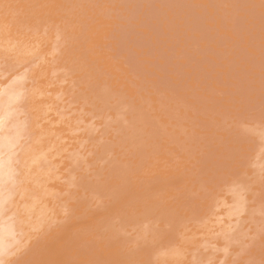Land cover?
Here are the masks:
<instances>
[{"label": "rangeland", "instance_id": "obj_1", "mask_svg": "<svg viewBox=\"0 0 264 264\" xmlns=\"http://www.w3.org/2000/svg\"><path fill=\"white\" fill-rule=\"evenodd\" d=\"M25 1H27V3ZM25 1L0 0V5H2L1 2H3L2 7L0 6V13H1L0 18L2 17V19H0V25L4 24L2 25V27H0V31L2 28L7 26L6 28L3 29V32L7 29L5 32V36L12 34L10 35L11 37L9 36L8 38H4L5 36L0 35L1 38L3 37V40L0 39L2 42L0 43V48L2 47L1 51L2 50L4 51L3 52L4 54L0 52L1 54L0 69L11 70V68H15L14 70H18L21 69L22 67L23 69L20 71L26 72L28 76L29 75L31 76L33 73L32 70L36 69L34 70V73L36 72V74L33 73L34 76H31L32 78L28 77L26 81V83L28 81L30 82L29 83L30 85L28 84L29 86H27V91L29 96L28 104L32 103L31 105L33 106L34 111L30 106L29 108L31 110H29L28 107L27 110L31 112L30 113L31 117L35 116L36 114L38 115L41 111L40 110L41 106L40 107L37 106L35 97L39 98L41 96L40 99L42 102H43L42 98L44 99L45 102L49 98L50 101L49 100L48 101L50 103L49 105L47 103L46 104L49 107L51 106L50 110L46 109L48 108V106L45 105L44 102L41 103L42 105L43 104L45 105L44 110L46 109L48 111V114L52 112L53 113L52 115H48L46 114L47 111H44L46 115L43 116L44 117L48 116L47 119H45L44 121L49 119L50 121H52L51 123H53V126L56 125L53 127V130L54 131L56 130V133L53 130L52 131L49 130L50 127L52 128V124L47 126L49 120L46 121L45 124L44 121L42 123V121L40 120L42 116L40 114L42 113H40L38 117H36L37 115L33 117L35 121L40 120L39 121L40 123L36 125L39 128L36 127V129L38 130H36L37 132L36 133L37 135H35L36 140L33 142V144H37L35 145V147L38 148L39 150L42 149L43 152H45L44 154L48 153L45 156H47V160L49 161L47 164H49V166L51 167L48 166L47 169L48 172L46 170L45 172L43 171L45 167L43 165L40 168L42 170L38 169L33 171V169L38 165L32 164L33 166L35 165V167L33 168L31 166L33 172H30L27 169V171H29L30 174L28 173L29 174L28 176L25 174V177L29 178V176L31 175L29 179L32 178L33 180L35 177L36 178L39 177V179H41V177L44 178L48 177V179L51 180L50 182L54 183L55 181L54 175L52 181V179L49 178V173H51V170L52 172L56 170L57 173L61 170L60 174L59 173L57 174L56 172L54 174L55 177L59 176L62 179L57 177L60 183L57 180L56 181L58 183L56 181L55 182L60 186L56 184L57 187L54 186V190H51L53 188L52 187L53 185L49 186V188L47 189L46 185L43 184L45 181L47 183V180L44 181V179L40 180L43 181V183L41 182L42 186L41 184H39V186H36L34 185V182H33L34 185L33 186L30 183L32 185L30 187L32 188L28 187V184H26V182L29 183L32 181L27 180L25 182L24 186L26 187L25 188L26 196L24 198H28V199L26 200L24 199V200L29 201V203H33L36 207L38 206L39 208L41 207L42 208L41 210L39 208L38 210H36V207L34 206L35 207L34 211H37L39 216L35 214L36 212L34 211H32L34 212L33 214L31 212V215L30 214L27 215L26 212H24L25 213L24 214L21 208H19L21 210L20 214L22 216L24 214V217L27 215L26 216L27 218L25 217V219L27 221L28 219H30L29 221L32 220L31 222L34 223L32 224L30 222V225L29 224L26 225L27 223H29V221L27 222L23 218L24 219L23 221H25L26 223L23 222L22 227H24L25 225L28 227L26 228L27 231L24 230V237L28 233H29L28 235H30V232L31 235L32 234L37 235L38 233L37 236L35 237L30 236V237L32 241L34 240V238L36 240V237H38V241H40L41 239L48 237L47 235L49 233H47V235L44 234H46V232H49L48 228L50 229L52 224H53L52 227H54L56 224V229L58 228V231L60 230L62 231L63 227L66 228L65 225L71 221H72L71 225H69V223L67 225L69 228L72 227L71 230L73 231V226H72L73 223H74L73 225L80 224L82 221H84V219H87L86 217H88L90 213L93 214L95 213L94 211L98 210L96 213L99 212L97 215L98 217L99 215H101V217H99L100 219L102 218L101 220H99L96 214L89 216L93 218L94 222L96 220V223H98L99 225L95 224L92 221V218L88 217L89 221L85 220L81 225L83 226L84 223L88 225V223L90 224L91 221L93 224H90V226L85 225L86 228L83 227L84 229L80 225L81 227L80 226L79 227L83 229V232H81L82 229L78 228L77 230L78 226H76V228L74 229V231L77 230V232H75L76 234H74V231L72 233L69 232L71 230L68 231L69 234L76 235V237H74L73 235L74 239L72 237L70 238H72L73 240L77 239L76 240L77 242L75 241L76 243L75 242L72 243L73 240L70 239V241H67L69 242L68 245L73 244V248H75L76 251L79 250L78 252H72V254H70V252L73 250L72 246H67L69 247V252H68L69 254L67 253V256L68 255L72 256L70 257V260L72 262L77 261V256L84 255L83 257L86 256L85 259L83 257L82 260L78 258L79 261L80 260L82 261V262L80 261L81 264L82 263L89 264V262L86 261L89 260L87 256L90 255L91 256V260H89L90 264L92 263L95 264L99 262L98 258H100L99 257L100 255L97 252L101 251L102 255L105 256L102 257V259L108 258L110 262L107 259L106 260L104 259V262L103 260L100 259L99 264H103L105 262L111 264L112 258L114 259L115 256L117 257L118 253L120 254L118 256H120L119 263L121 264L122 263L125 264L127 262H128L127 264H132L130 262H132L133 259H135L133 260L134 262L135 261L138 262V263L133 262V264H142V263L151 264L152 262H153L152 264H158V263L165 264L166 259L168 260L166 261V264L167 263L168 264H174V263L175 264L178 263L179 264H240V263L264 264V139H263L264 0H246V1L244 0L245 2L243 0H234V1L204 0L205 2L203 0H200V2L198 0L197 2L196 0H185V1L184 0H91V2H88V0H81V1L80 0L78 1L77 0L76 1L75 0H42V3L41 0L40 1L25 0ZM45 1L46 3H43ZM92 1L93 4H91ZM259 1L260 3H258ZM4 2L6 4H4ZM58 2L61 3L58 4ZM33 4H35L34 5L35 8H33ZM255 4L257 6H255ZM22 5L27 6L28 10H26L25 9L26 7H23ZM41 6L44 7L39 8ZM52 6L55 8L53 9ZM77 6H79L80 9ZM252 6H255L256 10ZM29 7L33 8L35 11ZM45 7L47 9H45ZM93 7L96 10H94ZM241 8H243V10ZM41 9L42 11H40ZM246 9H250V10H246ZM1 10H3V13L1 12ZM35 14L38 16H36ZM6 18L8 19V21ZM97 18H99L102 21V23L101 21H99L100 22L99 23L98 22L99 19ZM10 21L13 23H11ZM42 21L43 23H41ZM8 22L10 23L8 24ZM14 24H16L17 27L16 26L14 27ZM11 25L13 26V28L17 29L16 30L17 32L15 31V29L11 30L12 28ZM71 25L73 27H71ZM99 26L100 27L102 26V28H100ZM103 27L105 28L107 27L106 29L109 31V33L107 30H104L105 28L103 29ZM8 28H10L9 29L10 31L8 30ZM90 28L95 31L99 30V28L100 30L99 32H95V31H91ZM18 29L20 33H18ZM106 31L108 34L106 33ZM96 33H101L102 38H100L101 37L99 36L100 34L97 36ZM85 34L87 35V37ZM13 35H15V37ZM17 35L20 37H18ZM25 35L28 38L25 37ZM94 35H96L99 38V40L98 38H96L98 42L102 43V40L106 41L103 42L104 44L102 43L103 46L100 43H98L96 40H94V38L96 37ZM16 36L19 42L17 41ZM21 36L23 37V39ZM90 37L93 38V41H91ZM31 39L34 40L31 42L30 41ZM36 39L39 40L35 41ZM45 39L47 41H45ZM72 40L75 43H73ZM42 41H44L45 43ZM13 44H15L16 46L15 45L13 46ZM18 44L21 45L17 46ZM88 45H91V49L89 48L90 46ZM10 46L12 47L10 48ZM22 46H24L25 49H23ZM38 46L41 48L38 49ZM32 47L34 48L32 49ZM92 48L97 51L95 50L93 51ZM130 48L131 50H129ZM20 49L23 50L19 54V51H21ZM6 50L8 51L10 50V51L5 52ZM30 50L33 51V53ZM39 50L40 51L42 50V53L44 54L46 52V55L40 53ZM28 51L30 53L26 54ZM36 51H39L38 55H35V53H37ZM98 51L99 53H97ZM100 52L103 53L101 54ZM11 54H15L16 56L13 55L12 57ZM31 54L34 57L32 56L30 58L29 56H31ZM98 54H100L99 55L100 57L99 56L95 57L96 59L93 58ZM4 55L6 56V58L4 57ZM8 55L9 57L11 56V58L7 59ZM17 55H19L20 58ZM101 55L103 56L106 55L108 58L105 56L106 57L105 59L107 60L104 61L105 59L101 58ZM35 56L38 57V59H36ZM130 56L131 58H129ZM16 58L19 59L16 61ZM45 58L47 62H49L48 64L47 62L45 63L46 61ZM77 58H79L80 61ZM2 59L3 61H1ZM11 59L13 60V63L11 62ZM20 59L22 64L20 62ZM18 62L20 64H18ZM97 62L98 63L100 62L99 63L100 65ZM104 62H106L105 65L108 66L103 68ZM109 62H111L110 64L112 63L114 65L116 64V66L113 68L112 65H109ZM41 63L42 65H40L41 67L39 68V66L37 65ZM22 65L25 66L23 67ZM69 66L70 69L68 68ZM108 67L113 69L114 72L113 76L111 75L112 70L110 69L108 70ZM42 68H44L46 71ZM115 70L118 72L116 73L117 76H115L116 75ZM76 72L77 74L79 73L78 76L75 75ZM46 73L47 75H45ZM82 74L84 75L83 77ZM114 76H115L114 78L115 80L112 79ZM120 76H122L123 78ZM41 77L42 79H40ZM81 77L83 81L80 80ZM100 77L101 80L103 79L102 83ZM1 79L3 80L4 78H0V80ZM43 80L46 81L45 82L46 84H48L47 86L46 84H44L45 87L44 85L43 87H41L42 86L41 82H44ZM111 81L113 82L115 81L114 84H117V86L116 85L114 86L113 82ZM119 81L120 83H118ZM137 81L139 83H137ZM108 83H111L112 85ZM106 84L110 85V87L106 86ZM36 85H38V87L40 86L39 89L42 90H36V88H38ZM85 85L87 86L85 87ZM125 86H127L128 88L125 89ZM53 87H55L56 90ZM98 87H100V89ZM131 88L134 89L133 92H131ZM48 89L53 91H50ZM128 89H130V94L126 93ZM54 90L57 91L58 94L57 93L55 94ZM36 92L39 93L40 95L38 96ZM50 92H54L53 93L54 95L53 94L50 95ZM80 93L82 94V96ZM100 93L102 95H99ZM88 94H90V96ZM32 95H35L33 99L30 98V96ZM130 95H133V97ZM30 99H32V101ZM40 99H37L39 100L37 102H40ZM102 99L104 100L103 102ZM114 103L116 106H114ZM259 103L260 105L261 104L262 105L260 106ZM34 104L36 105V107L39 108L37 109L38 112H36L35 109L36 107H34L35 106ZM262 111L263 113H261ZM42 112H43V107H42ZM33 113L36 114L34 115ZM57 116L58 119H56ZM51 117H53V120H51L52 119ZM54 119L56 121H54ZM153 120L154 122H152ZM61 122H63V124ZM42 124H44L43 127H41ZM45 125L47 127L44 129V133L46 132L45 130L47 129L49 130L47 134H44L41 131V129L44 128ZM64 125L65 127L68 126V128H71V130L70 129L67 130V128L65 129L63 128L64 131L66 130L67 132H70L69 134L64 132L66 133V135H64V133L61 132L62 129L60 128L61 131L59 130L60 132L58 133L61 134L63 133V135H60L61 136L60 137L58 136L59 134H57V130L59 129L58 126L62 127ZM49 133L51 135H53L52 133H55V137L62 138L61 141L59 140L60 142H58L54 140L52 142L51 137L53 136H51ZM130 134L132 135L130 136ZM47 135H50L51 137ZM68 135L71 138V140L69 141L67 140L69 137L66 139V136ZM134 135L136 136L134 137ZM40 136L41 137L44 136V138L42 139H45V137L47 136L48 140L41 139L42 142H40V138H39ZM130 137H133L134 139L131 140L129 139ZM38 138H39V142L37 140ZM137 138L141 142V144L137 140ZM141 138L143 141L141 140ZM55 139L57 140V138ZM50 140L51 142H49ZM44 141H47L44 144H47L49 142V144H47L49 145L48 147L42 144ZM73 141L76 142L75 146L72 145ZM109 142L112 143L113 145L111 144L112 145L111 146ZM125 142H128V144ZM40 143L45 147L40 146ZM50 143L54 146H52ZM114 143L117 146L114 145ZM137 144H139L138 145L139 147H137L138 149L136 148ZM60 145H62V148H60L61 147ZM107 145L109 146V148L110 147L111 148L109 149ZM55 146L57 148L55 149L57 151V153L55 152L56 153L55 155L57 156H52L51 159H49L51 156L50 150L54 155L53 153L54 149L52 148H54ZM66 146L69 148V150L68 148H66ZM83 146L85 148H83ZM104 147H107V149H105ZM60 149L62 151L66 150V152H62L61 154V151H59ZM47 150H49L50 156ZM104 150H106V152ZM131 152L133 157L129 155ZM234 152L235 154H233ZM148 153L149 155H147ZM102 156H105V158H103ZM58 157L62 161V164H60L61 161L59 160ZM123 158H125L123 161L124 163L123 166L124 165L125 166L123 168L126 171V173L120 176L123 177L121 179L120 177L119 178L117 177L121 173H123L122 170L121 173L119 174L116 172V167L114 168V166H117V161L121 162L122 161L121 159ZM110 159H112V161ZM129 159L131 161H128ZM257 159L259 160V162ZM133 161L136 162L133 163ZM52 162L55 163L57 162V163L56 164L54 163L55 165H52L53 164ZM216 162L218 163L216 164ZM113 163L115 164L113 165ZM108 164H110V166ZM119 164H120L119 166H121L120 169H122V165H121L122 163ZM61 166L63 168H61ZM112 166L115 173L110 172V174H108L109 171H112L111 169ZM101 168L103 169V172ZM75 171H77L78 173L77 172L75 173ZM118 171L120 170L118 169ZM38 172H40V174ZM47 173L48 175H46ZM103 173L106 178H109V180L106 179L107 183L106 182L104 183L103 181L105 179L104 175H101ZM116 173H117L116 175L117 177L114 175ZM38 174L40 176H37ZM32 175L35 177L33 178ZM51 176L52 175H50V177ZM102 176L103 178L101 180ZM113 176L116 179L114 178L113 180ZM92 178L94 179L97 178V179L94 180ZM110 180H113L114 182L109 184L111 182ZM116 180L118 184L115 183ZM78 181L80 183H78ZM96 181L101 184H98ZM118 181L119 182L122 181V182L119 183ZM125 181L127 182L125 183ZM133 181L135 182L134 184H137L136 186L133 183L131 184V182ZM81 182L82 183L86 182L87 183L86 187L88 186V184L89 185L91 184L90 185L91 189L90 191H88L89 193L86 192L87 189H85L86 191H84L83 193L84 190L83 188L85 184L83 183L84 184L83 185ZM94 183H97V185H99L97 186L98 188L103 183V187H101L100 190L104 188V191L106 190V192H108V196L105 195L106 193L105 194L102 193L106 197L103 196L101 202H100L101 200L100 198L102 196L100 195L101 192L97 193L96 191L95 192L92 191L94 189L92 184ZM154 183L157 184L158 187L157 185H155L156 186L155 187ZM75 184H77V186ZM160 184H162L161 189H158L160 187L159 186ZM48 185L50 184L48 183ZM78 185H80L81 187L80 186L78 187ZM95 185L96 184H94V186ZM115 185L117 186L118 189L116 188ZM43 186L44 188H42ZM105 187L108 188L105 189ZM33 188L35 189L34 191ZM39 189H40V194L41 193L43 194V195L41 194V197L44 195L45 196L48 195L47 201L45 197H43L44 198L42 199L43 201L40 199L41 197H38L40 195ZM43 189L44 191L47 190L46 194L44 191H42ZM73 190L74 193L71 194ZM128 190H130L132 193ZM137 190L139 192H137ZM118 191L122 192L120 193L121 194L120 196L118 194L119 193ZM51 192H53V194H51V196L49 197L50 195L49 193ZM109 192L113 194L115 192V194H117L118 196L114 194V197L110 199L109 197H111L112 194L109 196L110 194ZM136 192L140 197L138 198L140 200L142 199L141 202H139L140 200H138L137 198L138 195ZM141 192H143L142 195H140ZM123 194L126 195V196L124 195L125 198L130 196L129 198H127L129 200L124 201L125 198L122 197ZM33 195H34L33 197L34 199L32 198ZM78 195H80L81 197ZM226 195L228 197H226ZM248 196L251 197L249 198ZM87 197L88 199L83 201V199H86ZM116 197L118 199H116ZM145 198L149 200L147 201V199ZM76 199L79 200L81 199L82 203ZM106 199L108 201L107 205H106L107 201H105ZM114 199L117 200V202H120L121 201L120 199H124V200L121 201L123 203L121 204L120 207L115 206L116 207L115 209L118 210V213L114 212L115 216L114 213L111 212L110 215L108 214L109 212L107 213V215L104 214L105 217L109 220V222H112V224L108 222L110 224L109 225L107 224L104 215H102L103 213H101V210L102 212L109 211V209L113 207L114 203L116 205H119L121 203L120 202L119 204H117ZM150 199L152 203L149 202ZM18 200L20 199H17V201ZM132 200L135 201V203L138 204V206ZM111 201L114 203L112 204ZM127 201L128 203L130 202L129 203L130 206L128 205V208H126ZM223 202L225 205L223 204ZM29 203L26 204L28 205ZM40 203L43 205H39ZM76 203L78 204V206L76 205ZM79 203L83 207H85L88 204L87 206L89 207H86L87 209L85 208V211H83L84 208H81V205ZM158 203L160 204V206L158 205ZM47 204L48 207L47 210L45 211L46 208L45 206H47ZM131 204L133 205L134 208L131 206ZM154 204L158 206V209L157 206L155 208ZM70 205L73 208L72 209L73 212L71 210ZM103 206H104V210H103ZM153 206L157 212L159 211L158 213H155L156 211H151L153 209ZM16 207L17 208L20 207V204L17 203ZM50 208L52 212L49 211ZM90 208L93 209L91 210ZM137 208H139L140 210H138ZM58 209L60 211H58ZM75 209H77L76 212H78L79 216H77L78 214L74 212ZM111 209L113 210V208ZM121 209L122 211H120ZM87 210H89V212ZM168 210L170 211L168 212ZM223 210H224V214H222L223 212H221ZM81 211L85 213L83 218L80 216L83 213ZM86 211L88 213L87 215H86ZM161 212H163L165 215L166 213L167 214L170 213L169 214L170 216L169 215L163 216L164 214L162 213L163 214L162 215ZM70 213L72 214V216ZM69 214L71 218L68 220V218L66 217H68ZM160 214L162 217H160ZM32 215H35V217ZM148 215H150L151 217ZM29 216H32L34 218L32 219ZM36 216H38L37 217V219L39 218L38 220L35 219ZM109 216L110 217L114 216L113 220ZM168 216L170 218H168ZM225 216H227L225 220L228 219L229 220L228 222L227 221L225 222L224 220ZM44 217L47 219H51L50 221H52V224L50 223L49 220H46ZM72 217H75L73 218L74 220H72ZM163 219L169 222L166 223L164 221L162 223L161 221ZM33 220L36 221L33 222ZM42 220L44 225L47 224L49 226V227L43 226L44 228H46L47 231H45V229L42 228V224H41ZM156 220L158 221L160 220V221L157 222ZM46 221L49 222L46 223ZM64 221H65V225L63 224ZM101 221H102V225H101ZM123 223H125L127 226L123 225ZM190 223L191 226H189ZM103 224H107V226L104 227ZM38 225L42 230L45 231L43 235L42 233H40L43 231L39 228ZM92 225L95 226L92 227ZM220 225H222V227ZM107 227L108 228L110 227L111 230L110 229L108 230ZM88 228L89 229L91 228L90 230L91 232L86 230ZM99 228L101 229L102 232L101 231L99 232L100 230ZM112 228L114 229V231H112L113 230ZM37 230L40 231L37 232ZM93 230L96 232H93ZM249 230L252 231L250 232ZM58 231H57L58 234L55 233L56 235L63 233L61 231L59 233ZM97 231L99 232V234L97 233ZM68 232H65L64 234ZM85 232H87V234ZM103 232L106 234H104ZM112 232L115 233L117 232V235ZM92 233L94 236H99V237L101 236L100 239L94 237ZM87 235H90L89 237L92 236L93 238L91 237V239H89ZM119 235H121V237ZM69 236L70 235H68V237ZM80 238L82 240L84 238L85 240L82 241ZM86 238L88 239L86 240ZM117 238L121 240L118 241L119 239ZM68 239L66 238V240ZM95 239L96 240L98 239V242L95 241ZM125 239L127 242L123 241ZM27 240L29 239L28 238L25 239L21 244V248H23L22 250H24L25 248V252L27 251V249L24 246H26L27 244L28 246H30V244H32V242L29 243L30 241L26 242ZM43 240H44L43 242L40 241L42 245L44 244V242H47L45 239ZM88 240L91 241L92 245L96 242L94 244L96 246L93 247L94 246L93 245L92 246L93 249L91 248V250L96 251L97 254L94 253L93 251L90 252L87 250L88 247L90 248L89 246L90 241ZM105 240L107 242L104 243V247H105L104 248L103 243H101L102 244L101 245L99 242H105ZM85 241H88L87 246L85 245L86 243L85 244L83 243ZM41 243H37V244H41ZM82 243L84 247L81 245ZM98 244L100 245L98 246ZM148 245H150L149 248ZM151 245H153V247ZM32 246L30 247V249L32 248ZM81 246L83 247V249ZM34 247L36 248V245ZM67 247L65 246L64 249L66 250ZM79 247H81V251ZM96 247L99 248V251H97ZM107 247L111 249V252L110 250L108 251L106 249ZM113 247L115 249H118L117 254H116L117 250H115V252L114 251L112 252V249H114ZM235 248H237L238 250H236ZM20 250L21 249H18V251ZM36 250L37 249H35V252L34 249L32 250L34 252V255L37 252H39V251L36 252ZM28 251L30 252V250ZM86 251H88V254ZM23 252L24 251L17 252V256H14L15 255L14 253L13 255L14 258L12 257V255H10L8 259L9 262L10 263L12 262V264H14L13 263L14 259L17 260L16 262L21 261V259L19 258L20 259L19 260L18 257L19 255H22ZM18 253L21 254L18 255ZM26 253L28 254V252ZM127 253L131 254V256L134 255V257L132 256L133 258L132 257L129 258L130 256L126 255ZM27 254H25L24 256H26ZM29 254H32V252H30ZM38 254L39 256L41 255L40 252ZM123 255L124 257L125 256L126 257L124 258ZM29 257L32 259L31 255ZM167 257H169L170 259L173 257V259L171 260L174 261L171 263V260ZM92 258H94V260ZM95 258L97 259L96 261ZM122 258L124 259V262H122L121 260ZM128 258L129 261L127 260ZM10 259H12V261ZM83 259L86 260L85 263L83 262ZM118 259L116 260L115 258L114 260L115 264H118V262H116L119 261ZM144 259L149 260V262ZM142 260L144 262H142ZM22 261H24V259ZM22 261L18 263L22 264L23 263ZM175 261H177V263ZM182 261H184L185 263H183ZM112 264H113V260H112Z\"/></svg>", "mask_w": 264, "mask_h": 264}, {"label": "bare ground", "instance_id": "obj_2", "mask_svg": "<svg viewBox=\"0 0 264 264\" xmlns=\"http://www.w3.org/2000/svg\"><path fill=\"white\" fill-rule=\"evenodd\" d=\"M25 1V0H24ZM40 1V0H39ZM76 1V0H75ZM78 1V0H77ZM81 1V0H80ZM185 1V0H184ZM199 2H200V0H198ZM204 1V0H203ZM232 1V0H231ZM234 1V0H233ZM244 1V0H243ZM246 1V0H245ZM244 1V2H245ZM26 3H27V1H25ZM24 2V3H25ZM88 2H91V0L89 1L88 0ZM196 2H197V0H196ZM205 2V1H204ZM203 2V3H204ZM211 2V1H210ZM23 3V4H24ZM34 3V2H33ZM41 3H42V0H41ZM43 3H46V1L45 2H43ZM49 3V2H48ZM61 3V2H60ZM59 2H58V4H60ZM66 3V2H65ZM209 3V2H208ZM233 3V2H232ZM235 3H236V1H235ZM258 3H260V1L258 2ZM1 4L3 5V2H1ZM4 4H6L5 2H4ZM29 4V3H28ZM87 4V3H86ZM91 4H93V1H92V3ZM244 4V3H243ZM251 4V3H250ZM257 4V3H256ZM255 4V6H257ZM2 5H0L1 7H2ZM27 5V4H26ZM34 5L35 4H33V8H35L34 7ZM38 5V4H37ZM41 5H43V4H41ZM46 5V4H45ZM68 5V4H67ZM84 5V4H83ZM83 5H81V6H83ZM96 5H97V3H96ZM185 5V4H184ZM234 5V4H233ZM254 5V4H253ZM21 6V5H20ZM23 6V5H22ZM31 6H32V4H31ZM90 6V5H89ZM186 6V5H185ZM249 6V5H248ZM255 6H252V7H254L255 8ZM23 7H26L25 9L26 10H28V8H27V6H23ZM22 7V8H23ZM42 7H44V6H41V7H39V8H42ZM46 7H48V6H46ZM45 7V9H47ZM53 7V6H52ZM65 7V6H64ZM78 8H79V6H77ZM84 7H86V6H84ZM236 7V6H235ZM237 7H239V6H237ZM6 8H8V7H6ZM29 8H31V7H29ZM33 8H31L32 10H34ZM38 8V7H37ZM36 8V9H37ZM55 7H53V9H54ZM60 8V7H59ZM83 8V7H82ZM97 8V7H96ZM105 8V7H104ZM187 8V7H186ZM192 8V7H191ZM253 8V9H254ZM263 8V7H262ZM21 9V8H20ZM44 9V10H45ZM52 9V10H53ZM80 9V8H79ZM93 9L94 10H96L94 7H93ZM92 9V10H93ZM178 9V8H177ZM242 10H243V8H241ZM30 10V9H29ZM93 10V11H94ZM179 10H180V8H179ZM198 10V9H197ZM246 10H250V9H246ZM255 10H256V8H255ZM261 10V9H260ZM264 10V9H263ZM35 11V10H34ZM40 11H42V9L40 10ZM40 11H39V13H40ZM182 11V10H181ZM212 11V10H211ZM215 11V10H214ZM252 11V10H251ZM258 11V10H257ZM1 12L3 13V10H1ZM30 12H32V11H30ZM38 12V11H37ZM44 12V11H43ZM42 12V13H43ZM176 12H178V11H176ZM184 12V11H183ZM209 12V11H208ZM263 12V11H262ZM180 13H182V12H180ZM211 13V12H210ZM1 14V13H0ZM153 14V13H152ZM200 14H202V13H200ZM258 14H259V12H258ZM257 14V15H258ZM4 15V14H3ZM36 15V14H35ZM93 15V14H92ZM108 15V14H107ZM156 15V14H155ZM185 15H186V13H185ZM2 16V15H1ZM36 16H38V15H36ZM80 16V15H79ZM261 16V15H260ZM25 17V16H24ZM31 17V16H30ZM29 17V18H30ZM42 17V16H41ZM93 17V16H92ZM98 17V16H97ZM248 17V16H247ZM262 17H263V15H262ZM13 18V17H12ZM21 18V17H20ZM28 18V17H27ZM36 18H38V17H36ZM60 18V17H59ZM77 18V17H76ZM79 18V17H78ZM91 18V17H90ZM89 18V19H90ZM94 18H95V16H94ZM0 19H2V17L0 18ZM7 19V18H6ZM44 19V18H43ZM88 19V18H87ZM92 19V18H91ZM97 19H99V18H97ZM173 19V18H172ZM120 20V19H119ZM118 20V21H119ZM3 21V20H2ZM7 21H8V19H7ZM19 21H20V19H19ZM99 21H101L100 19L98 20V22ZM111 21V20H110ZM4 22H6V21H4ZM11 22V21H10ZM10 22H8V24L10 23ZM29 22V21H28ZM33 22H35V21H33ZM57 22V21H56ZM78 22V21H77ZM97 22V23H98ZM11 23H13V22H11ZM19 23V22H18ZM21 23V22H20ZM40 23V22H39ZM41 23H43V21L41 22ZM80 23H81V20H80ZM92 23V22H91ZM94 23V22H93ZM100 23V22H99ZM101 23H102V21H101ZM7 24V25H8ZM213 24V23H212ZM2 25H4V24H2ZM2 25H0V27H2ZM5 25H6V23H5ZM30 25V24H29ZM40 25V24H39ZM75 25V24H74ZM81 25V24H80ZM89 25V24H88ZM91 25V24H90ZM101 25V24H100ZM12 26V25H11ZM11 26H10V28H11ZM17 27V25L16 24H14V27ZM31 26H32V24H31ZM42 26V25H41ZM85 26V25H84ZM103 26V25H102ZM102 26L100 27V28H102ZM105 26V25H104ZM107 26V25H106ZM7 27V26H6ZM6 27H4V28H6ZM27 27V26H26ZM40 27V26H39ZM71 27H73L72 25H71ZM215 27V26H214ZM4 28H2L1 29V31H0V35L1 36H5V32H6V30L3 32V29ZM10 28H8V30L10 29ZM19 28V27H18ZM22 28V27H21ZM24 28V27H23ZM77 28V27H76ZM82 28V27H81ZM88 28V27H87ZM100 28H99V30H100ZM105 27H103V29H104ZM107 28V27H106ZM104 29V30H107V29ZM109 28V27H108ZM12 29H15V28H13V26H12V28H11V30ZM20 29V28H19ZM19 29H18V33H20V31H19ZM62 29V28H61ZM91 29V28H90ZM89 29V30H90ZM17 29H15V31H16ZM72 30H73V28H72ZM79 30V29H78ZM83 30V29H82ZM84 30H85V27H84ZM87 30V29H86ZM99 30H97V31H95V30H92L91 29V31H95V32H99ZM130 30H132V29H130ZM10 31V30H9ZM24 31V30H23ZM81 31V30H80ZM108 31V30H107ZM107 31H106V33H107ZM3 32V33H2ZM17 32V31H16ZM47 32V31H46ZM50 32V31H49ZM52 32V31H51ZM84 32V31H83ZM87 32V31H86ZM90 32V31H89ZM105 32V31H104ZM2 33V34H1ZM8 33H10V32H8ZM17 33V34H18ZM31 33V32H30ZM34 33V32H33ZM48 33V32H47ZM108 33H109V31H108ZM107 33V34H108ZM29 34V33H28ZM88 34V33H87ZM100 34V35H99ZM10 35H12V34H10ZM10 35H7V36H5L4 38H8ZM20 35V34H19ZM23 35H24V33H23ZM38 35V34H37ZM36 35V36H37ZM53 35V34H52ZM86 35V34H85ZM96 35L98 36H101V33H96ZM96 35H94V36H96ZM1 36H0V39H2L3 40V37L1 38ZM14 37H15V35H13ZM18 36V35H17ZM17 36H16V38H17ZM30 36V35H29ZM34 36V35H33ZM46 36V35H45ZM55 36V35H54ZM53 36V37H54ZM70 36V35H69ZM95 37L94 38V40H96V38H98V37ZM127 36V35H126ZM133 36V35H132ZM145 36V35H144ZM11 37V36H10ZM13 37V38H14ZM18 37H20V36H18ZM22 37V36H21ZM25 37H27L26 35H25ZM32 37V36H31ZM40 37H41V35H40ZM80 37V36H79ZM83 37H84V35H83ZM86 37H87V35H86ZM93 37V36H92ZM150 37V36H149ZM28 38V37H27ZM73 38V37H72ZM91 38V37H90ZM100 38H102V36L100 37ZM22 39H23V37H22ZM48 39V38H47ZM50 39V38H49ZM70 39V38H69ZM77 39V38H76ZM81 39V38H80ZM123 39V38H122ZM34 39H31L30 41L32 42ZM39 40V39H38ZM37 39L35 40V41H38ZM44 40V39H43ZM68 40V39H67ZM98 40H99V38H98ZM151 40V39H150ZM11 41V40H10ZM17 41H18V38H17ZM21 41H23V40H21ZM20 41V42H21ZM45 41H47L46 39H45ZM73 41V40H72ZM78 41V40H77ZM91 41H93V38H91ZM97 41V40H96ZM96 41H95V43H96ZM14 42V41H13ZM19 42V41H18ZM42 42H44V41H42ZM41 42V43H42ZM71 42V41H70ZM98 42V41H97ZM103 42H106V41H104V40H102V43ZM0 43H2L1 42V40H0ZM38 43V42H37ZM36 43V44H37ZM45 43V42H44ZM51 43V42H50ZM73 43H75L74 41H73ZM78 43V42H77ZM85 43V42H84ZM88 43V42H87ZM87 43H86V45H87ZM98 43H100V42H98ZM102 43H100L102 46H103V44ZM5 44V43H4ZM25 44V43H24ZM30 44H32V43H30ZM29 44V45H30ZM3 45V44H2ZM15 44H13V46H14ZM19 45H21V44H18L17 46H19ZM82 45H84V44H82ZM91 45H93V44H91ZM91 45H88V46H90L89 48L91 49ZM4 46H6V45H4ZM9 46V45H8ZM16 46V45H15ZM50 46V45H49ZM95 46V45H94ZM12 46H10V48H11ZM21 47V46H20ZM23 47V49H25L24 48V46H22ZM106 47V46H105ZM6 48V47H5ZM9 48V47H8ZM16 48V47H15ZM14 48V49H15ZM34 47H32V49H33ZM39 48H41V47H39L38 46V49ZM62 48V47H61ZM85 48V47H84ZM86 48H87V46H86ZM98 48V47H97ZM1 49H2V47L0 48V52L1 53H3L4 51L2 50L1 51ZM13 49V50H14ZM23 49H20L21 51H19V54L22 52V50ZM31 49V50H32ZM36 49V48H35ZM46 49V48H45ZM93 49V48H92ZM99 49V48H98ZM107 49H109V48H107ZM12 50V51H13ZM18 50V49H17ZM30 50V51H31ZM61 50V49H60ZM95 49H93V51H94ZM103 50V49H102ZM129 50H131V48L129 49ZM128 50V51H129ZM8 50H6L5 52H7ZM10 51V50H9ZM8 51V52H9ZM40 51V50H39ZM39 51H36L37 53H35V55H38L39 54ZM46 51V50H45ZM95 51H97V50H95ZM133 51V50H132ZM32 53H33V51H31ZM64 52V51H63ZM88 52V51H87ZM104 52V51H103ZM102 52V53H103ZM16 53V52H15ZM24 53H25V51H24ZM28 53H30L29 51L26 53V54H28ZM40 53H42V50L40 51ZM61 53V52H60ZM91 53H92V51H91ZM97 53H99V51L97 52ZM101 53V52H100ZM101 53V54H102ZM109 53H110V51H109ZM4 54V53H3ZM8 54V53H7ZM43 55H46V52H45V54L44 53H42ZM96 54V53H95ZM106 54V53H105ZM127 54V53H126ZM1 55V54H0ZM6 55V54H5ZM4 55V57L6 58V56ZM13 55H15V54H11V56L13 57ZM41 55V54H40ZM59 55V54H58ZM62 55V54H61ZM100 54H98V55H96V56H92L93 58H95V57H98ZM107 55V54H106ZM106 55H101V58H106L107 56ZM11 56L9 57V55L7 56V59L8 58H11ZM16 56V55H15ZM17 56H19V55H17ZM33 55L31 54V56H29L30 58L32 57ZM106 56V57H105ZM111 56V55H110ZM109 56V57H110ZM34 57V56H33ZM36 57V56H35ZM40 57V56H39ZM46 57V56H45ZM60 57V56H59ZM64 57V56H63ZM91 57V58H92ZM100 57V56H99ZM112 57V56H111ZM114 57V56H113ZM19 58H20V56H19ZM18 58V59H19ZM108 58V57H107ZM129 58H131V56L129 57ZM17 58H16V61L18 60ZM36 59H38V57H36ZM44 59V58H43ZM49 59V58H48ZM79 61H80V59L79 58H77ZM89 59V58H88ZM96 59V58H95ZM100 59V58H99ZM98 59V60H99ZM112 59H114V58H112ZM15 60V59H14ZM24 60H25V58H24ZM45 60H46V58H45ZM52 60V59H51ZM58 60H59V58H58ZM92 60V59H91ZM97 60V61H98ZM107 59H105L104 61H106ZM1 61H3V59L1 60ZM27 61V60H26ZM35 61H37V60H35ZM43 61V60H42ZM73 61V60H72ZM95 61V60H94ZM100 61V60H99ZM112 61V60H111ZM137 61V60H136ZM11 62L13 63V60L11 59ZM10 62V63H11ZM20 62H21V59H20ZM25 62V61H24ZM41 62V61H40ZM47 62V60L45 61V63ZM60 62V61H59ZM71 62V61H70ZM82 62H84V61H82ZM93 62V61H92ZM101 62V61H100ZM99 62V63H100ZM103 62V61H102ZM108 62V61H107ZM113 62V61H112ZM116 62V61H115ZM114 62V63H115ZM16 63V62H15ZM39 63V62H38ZM44 63V62H43ZM49 62H47V64H48ZM61 63V62H60ZM76 63V62H75ZM98 63V62H97ZM98 63V64H99ZM111 62H109V65H112L113 66V68L116 66V64L114 65L113 63L112 64H110ZM138 63V62H137ZM137 63H135V64H137ZM18 64H20L19 62H18ZM21 64H22V62H21ZM32 64V63H31ZM47 64H45V65H47ZM69 64H71V63H69ZM68 64V65H69ZM89 64V63H88ZM93 64V63H92ZM106 64V62H104V65H103V68L104 67H106V66H108V65H105ZM122 64V63H121ZM121 64H120V66H121ZM129 64V63H128ZM40 65H42V63L41 64H39V65H37V66H39V68L41 67ZM44 65V64H43ZM85 65V64H84ZM83 65V66H84ZM90 65V64H89ZM100 65V64H99ZM102 65V64H101ZM123 65V64H122ZM126 65V64H125ZM23 66V65H22ZM25 66V65H24ZM23 66V67H24ZM50 66H51V64H50ZM53 66V65H52ZM78 66V65H77ZM95 66V65H94ZM97 66V65H96ZM48 67V66H47ZM56 67V66H55ZM91 67V66H90ZM110 67V66H109ZM108 67V70L110 69V70H112V73H111V75L113 76V74H114V72H113V69L112 68H109ZM119 67V66H118ZM124 67V66H123ZM127 67H128V65H127ZM4 68V67H3ZM32 68V67H31ZM34 68V67H33ZM45 68V67H44ZM44 68H42V69H44ZM50 68V67H49ZM52 68V67H51ZM69 69H70V66L68 67ZM93 68V67H92ZM126 68V67H125ZM15 68H11V70H2V69H0V78H4L3 80L1 79L0 80V264H8V262H9V256L10 255H12V257L14 258V256H17V252H22V251H24L23 252V254L22 255H19V254H21V253H18V255H19V257H18V259L20 258L21 259V261L24 259V261H22L23 263L22 264H79V262L82 260V257L84 256H77V261H75V262H72L71 260H70V257H72V256H70V255H68L67 256V253L69 252V247H67V246H72V251L70 252V254H72V252H78L79 250H77L76 251V249L75 248H73V244H71V245H68V243L69 242H67V241H70V239H72L73 238V235L74 234H76L75 232H77V230H78V228L79 229H82L83 227L84 228H86V226H90V224H93L92 223V221H93V218L92 217H90L89 215H93V214H98V213H96L97 211H94L95 213H93V214H89L88 215V217L89 218H92V221H91V223L89 224L88 223V225L87 224H85L84 223V225L82 226L81 224H83V222L85 221V220H88V217H86L87 219H84V221H82L80 224H75V225H73L72 224V226H73V231H74V229L76 228V226H78L77 227V230H75L74 231V234H69V232H73L72 230H71V228H69L68 227V223H69V225H71V223H72V221L71 222H68V221H66V222H68L66 225H65V221H64V225L66 226V228L65 227H63V229H62V231L61 232H63V233H60V231H58V228L56 229V224H55V226L54 227H52V221H50L51 219H47V218H45L46 220H49L50 221V223L52 224L51 225V228L49 229L48 228V231L49 232H46V234H44V232L45 231H47L46 230V228H44L43 226H48L47 224L46 225H44L43 224V220H42V228L43 229H45V231L44 230H42L41 228H40V226H39V228L43 231V232H40V233H42V235L44 234V235H47V233H49L47 236L48 237H45V238H43V239H45L47 242H44V244L42 245V243L40 242V241H44L43 239H41L40 241H38V237H36V240H35V238H34V242L36 243H34L33 241H32V239H31V237H35V236H37L38 235V233H37V235H34V234H32L31 235V232H30V235H26L25 237H24V230H26V228H28L26 225H30V222L32 221H29L30 219H28V221H29V223H27L24 227H22V224H23V222H25V221H23L24 219H25V217L27 216V215H31V212L32 211H34L35 210V205L33 204V203H29V201H25L26 199H28V198H24L25 196H26V194H25V186H24V184H25V182L27 181V180H30V181H32V182H29V183H27L26 182V184H28V187H30V186H32L33 185V182H34V185H36V186H39V184H41V186H42V183H43V181H40L41 179H44V181L45 180H47V183H46V181L43 183L44 185H46V187H47V189L49 188V186H51V185H53L52 187V189L51 190H54V186H56L57 187V185H59V184H57L59 181H58V179H57V177H59V176H57V177H55V172H56V170L54 171V172H52V170H51V173H49V178H53V175H54V180L57 182H55L54 181V183H51L50 181V179H48V177L47 178H44V177H41V179H39V177H35V176H33L32 175V177L34 178V180L31 178V179H29L30 178V176H29V178H27V177H25V174L28 176L30 173H29V171L30 172H33V171H35V170H38V169H40L41 167H42V165L43 166H45L44 167V169H43V171L45 172V170L48 172V166H49V164H47L49 161L47 160V156H45L46 154H48V153H46V154H44L45 152H43V150L41 149V150H39L38 148H36L35 147V145H37V144H33V142L36 140V136L35 135H37L36 133V130H38V129H36V127L37 128H39L38 126H36L38 123H40L39 121L41 120L42 121V123H43V121L45 120V119H47V117L48 116H46V117H44L46 114H48V111L46 110V109H49L50 110V107L48 106L49 105V101H50V99L48 98V102L46 101H44V99L42 98V100H43V102L45 103V105H47L48 106V108H46L45 110H44V104L42 105V101H41V96L39 97V98H36L35 97V99H36V103H37V106H41V108H40V113H42V114H40V115H42L41 116V119L38 121V120H34V118L33 117H35V116H33V117H31V115H30V113L31 112H29V110H31L30 108H29V106L33 109V106L30 104H28V99H29V96H28V91H27V86H29L30 84V82L28 81L27 83H26V81H27V79H28V77H31V76H34L33 75V73H34V70H36V69H34V70H32L33 71V73H32V75L30 76H28L27 75V73L26 72H22V71H20V70H22L23 68L21 67V69H18V70H14ZM28 69V68H27ZM41 69V70H42ZM48 69V68H47ZM83 69V68H82ZM123 69V68H122ZM45 70V69H44ZM49 70V69H48ZM75 70V69H74ZM77 70H79V69H77ZM130 70V69H129ZM133 70H136V69H133ZM46 71V70H45ZM116 71V70H115ZM120 71V70H119ZM44 72V71H43ZM49 72V71H48ZM47 72V73H48ZM95 72V71H94ZM131 72V71H130ZM47 73L45 74V75H47ZM82 73V72H81ZM92 73V72H91ZM90 73V74H91ZM97 73V72H96ZM116 73H118L117 71L115 72V74ZM135 73V72H134ZM30 74V73H29ZM34 74H36V72L34 73ZM79 74V73H78ZM78 74H77V72H76V76H78ZM60 75V74H59ZM107 75V74H106ZM105 75V76H106ZM120 75V74H119ZM131 75V74H130ZM135 75V74H134ZM40 76H42V75H40ZM40 76H38V77H40ZM43 76H44V74H43ZM53 76V75H52ZM84 75L82 74V77H83ZM96 76H97V74H96ZM109 76V75H108ZM115 76H117V74L115 75ZM115 76L112 78L113 80H115L114 78H115ZM38 77H36V78H38ZM82 77H81V79L80 80H82ZM120 77H122V76H120ZM131 77V76H130ZM32 78V77H31ZM73 78V77H72ZM86 78V77H85ZM110 78V77H109ZM123 78V77H122ZM35 79V78H34ZM40 79H42V77L40 78ZM44 79V78H43ZM117 79H118V77H117ZM121 79V78H120ZM126 79V78H125ZM133 79V78H132ZM36 80H38V79H36ZM35 80V81H36ZM100 80H101V77H100ZM103 80V79H102ZM102 80H101V83H102ZM108 80V79H107ZM111 80V79H110ZM109 80V81H110ZM42 81V80H41ZM44 81V80H43ZM58 81V80H57ZM83 81V80H82ZM34 82V81H33ZM38 82V81H37ZM40 82V81H39ZM46 81H44V82H41V87H43V85L44 84H46L45 83ZM53 82H54V80H53ZM92 82V81H91ZM94 82V81H93ZM97 82V81H96ZM111 82H113V81H111ZM116 82H117V80H116ZM122 82V81H121ZM127 82V81H126ZM48 83V82H47ZM99 83V82H98ZM115 83V81L113 82V84ZM118 83H120V81L118 82ZM129 83V82H128ZM137 83H139L138 81H137ZM29 84V85H28ZM40 84V83H39ZM93 84V83H92ZM95 84H97V83H95ZM108 84H110V85H112L111 83H108ZM122 84V83H121ZM132 84V83H131ZM130 84V85H131ZM136 84V83H135ZM48 84H46V86H47ZM77 85V84H76ZM104 85V84H103ZM110 85H107L106 84V86H109L110 87ZM117 86V84H114V86ZM120 85V84H119ZM118 85V86H119ZM125 85V84H124ZM257 85V84H256ZM37 87H38V85H36ZM80 86V85H79ZM87 85H85V87H86ZM98 86H100V85H98ZM105 86V85H104ZM128 86V85H127ZM127 86H125V89H127L128 87ZM40 87V86H39ZM39 87L38 88H36V90H42V89H39ZM44 87H45V85H44ZM51 87V86H50ZM108 87V88H109ZM123 87V86H122ZM131 87V86H130ZM248 87V86H247ZM49 88V87H48ZM52 88V87H51ZM55 90H56V88L55 87H53ZM58 88V87H57ZM95 88V87H94ZM99 89H100V87H98ZM134 88V87H133ZM133 88H131V92H133V90L135 89H133ZM123 89V88H122ZM31 90V89H30ZM29 90V91H30ZM48 90H50V89H48ZM54 90V91H55ZM63 90V89H62ZM70 90V89H69ZM129 90V91H128ZM127 90V94L129 93L130 94V89H128ZM50 91H53V90H50ZM64 91V90H63ZM84 91V90H83ZM94 91V90H93ZM96 91V90H95ZM109 91H110V89H109ZM108 91V92H109ZM41 92H43V91H41ZM89 92H91V91H89ZM97 92H99V91H97ZM107 92V91H106ZM124 92V91H123ZM37 93V92H36ZM36 93H35V95H36ZM47 93V92H46ZM54 92H50V95H52ZM57 93V91H55V94ZM95 93V92H94ZM143 93V92H142ZM31 94V93H30ZM38 94V96L40 95L39 93H37ZM58 94V93H57ZM61 94V93H60ZM81 94V93H80ZM82 94H83V92H82ZM82 94H81V96H82ZM98 94V93H97ZM132 94V93H131ZM134 94V93H133ZM35 95H32V96H30V98H34V96ZM54 95V94H53ZM85 95H86V93H85ZM89 96H90V94H88ZM99 95H102L101 93L99 94ZM109 95V94H108ZM37 96V97H38ZM80 96V97H81ZM111 96V95H110ZM127 96V95H126ZM130 96H132L133 97V95H130ZM102 97V96H101ZM117 97V96H116ZM121 97V96H120ZM54 98V97H53ZM52 98V99H53ZM85 98V97H84ZM118 98V97H117ZM32 99H30L31 101H32ZM37 99H40V102H37V101H39V100H37ZM65 99H66V97H65ZM76 99V98H75ZM74 99V100H75ZM120 99V98H119ZM136 99V98H135ZM80 100H82V99H80ZM90 100V99H89ZM108 100V99H107ZM34 101V100H33ZM54 101V100H53ZM69 101V100H68ZM92 101V100H91ZM104 100L102 99V102H103ZM120 101V100H119ZM123 101V100H122ZM135 101V100H134ZM42 102V103H41ZM113 102V101H112ZM128 102V101H127ZM126 102V103H127ZM47 103V104H46ZM52 103H54V102H52ZM135 103H137V102H135ZM139 103V102H138ZM86 104V103H85ZM90 104V103H89ZM99 104V103H98ZM97 104V105H98ZM106 104V103H105ZM35 105V104H34ZM51 105V104H50ZM118 105V104H117ZM259 105H260V103H259ZM262 105V104H261ZM260 105V106H261ZM75 106V105H74ZM77 106V105H76ZM114 106H116L115 105V103H114ZM27 107L29 108V110H27ZM34 107H36V105L34 106ZM42 107H43V112H42ZM57 107V106H56ZM103 107V106H102ZM101 107V108H102ZM118 107V106H117ZM259 107V106H258ZM36 109V112H38L37 111V109H39L38 107H36L35 108ZM75 109V108H74ZM261 109V108H260ZM33 111H34V109H33ZM32 111V112H33ZM44 111H47L46 112V114L44 113ZM44 113V114H43ZM53 113V112H52ZM52 113H50V114H48V115H52ZM56 113V112H55ZM129 113V112H128ZM147 113V112H146ZM261 113H263V111L261 112ZM38 114V115H39ZM96 114H97V112H96ZM99 114V113H98ZM136 114V113H135ZM143 114V113H142ZM38 115L36 116V117H38ZM44 115V116H43ZM54 115V114H53ZM114 115V114H113ZM145 115V114H144ZM261 115V114H260ZM129 116V115H128ZM50 117V116H49ZM55 117V116H54ZM66 117V116H65ZM52 119L51 120H53V117H51ZM43 119V120H42ZM56 119H58V116H57V118ZM91 119V118H90ZM49 120V119H48ZM48 120H46V121H48ZM46 121H44V124H45V122ZM54 121H56L55 119H54ZM53 121V122H54ZM61 121H63V120H61ZM148 121V120H147ZM52 121H50L49 120V123H47L48 125L47 126H49V125H51L52 124V128L50 127V129L49 130H53V127L54 126H56V125H54L53 126V123H51ZM69 122V121H68ZM67 122V123H68ZM133 122V121H132ZM152 122H154V120L152 121ZM56 123V122H55ZM54 123V124H55ZM62 124H63V122H61ZM134 123V122H133ZM44 124H42L41 125V127H43L44 126ZM57 124V123H56ZM102 124V123H101ZM65 125H67V124H65ZM65 125L64 126H62V127H60V126H58L59 127V129L57 130V134H59L58 136H60V135H63V133L64 132H66V133H70V132H67L66 130L64 131V129L65 128H67V130L68 129H70L71 130V128H68V126L67 127H65ZM131 125H133V124H131ZM46 125H45V127L44 128H42L41 129V131H42V133H44V129L47 127ZM97 126V125H96ZM155 126V125H154ZM40 127V128H41ZM126 127V126H125ZM153 127V126H152ZM62 129V131H61V129ZM64 128V129H63ZM77 128H78V126H77ZM55 129V128H54ZM148 129V128H147ZM147 129H146V131H147ZM49 130L47 129V130H45L46 132L44 133V134H47V132H49ZM63 132L62 134L61 133H58V132ZM88 130V129H87ZM40 131V130H39ZM38 131V132H39ZM54 131V130H53ZM128 131V130H127ZM130 131V130H129ZM135 131V130H134ZM55 133H56V130L54 131ZM85 132V131H84ZM125 132V131H124ZM137 132V131H136ZM152 132V131H151ZM42 133H40V134H42ZM55 133H52L53 135H51L50 133V135L51 136H53V137H51L50 135H47V136H50L51 138H52V142L55 140V141H58V142H60L61 141V139L62 138H60V137H55ZM66 133H64V135H66ZM72 133V132H71ZM131 133V132H130ZM84 134H86V133H84ZM149 134V133H148ZM71 135V134H70ZM125 135V134H124ZM132 134H130V136H131ZM139 135V134H138ZM137 135V136H138ZM146 135V134H145ZM45 136V135H44ZM44 136H40L39 138H40V142H42L41 141V139L42 138H44ZM45 137V139L46 140H48L47 138L48 137ZM79 136H80V134H79ZM136 135H134V137H135ZM57 138V140L55 139V138ZM63 137V136H62ZM70 138V136L68 135V136H66V139L67 138ZM83 137V136H82ZM129 137V136H128ZM39 138L37 139L38 140V142H39ZM54 138V139H53ZM59 138V139H58ZM67 139L68 141L69 140H71V138L70 139ZM79 138V137H78ZM138 138H140V137H138ZM138 138H137V140H138ZM245 138H246V136H245ZM45 139H42V140H45ZM64 139V138H63ZM73 139V138H72ZM90 139H91V137H90ZM119 139H120V137H119ZM129 139H131V140H133L134 138L133 137H130ZM144 139V138H143ZM263 139H264V134H263ZM60 140V141H59ZM87 140H89V139H87ZM95 140H96V138H95ZM126 140V139H125ZM137 140H136V142H137ZM141 140H142V138H141ZM63 141V140H62ZM65 141V140H64ZM139 141V140H138ZM143 141V140H142ZM255 141V140H254ZM47 141H44L42 144H44V143H46ZM49 142H51V140L49 141ZM49 142L47 143V144H49ZM122 142H123V140H122ZM131 142V141H130ZM140 142V141H139ZM62 143H64V142H62ZM85 143V142H84ZM92 143V142H91ZM106 143V142H105ZM104 143V144H105ZM125 143H127L128 144V142H125ZM34 146H33V145ZM41 143H40V146H43ZM47 144H44V145H46V147H48L49 145H47ZM51 144V143H50ZM54 144H55V142H54ZM68 144H69V142H68ZM75 144H76V142H74L73 141V143H72V145H74L75 146ZM80 144V143H79ZM94 144V143H93ZM109 144L111 145L112 143H110L109 142ZM131 144V143H130ZM140 144H141V142H140ZM251 144V143H250ZM39 145V144H38ZM52 145V144H51ZM59 145V144H58ZM63 145V144H62ZM62 145H60V146H58V147H60V148H62ZM71 145V146H72ZM113 145V144H112ZM111 145V146H112ZM114 145H116L115 143H114ZM134 145V144H133ZM139 144H137V146H136V148L137 147H139L138 146ZM52 146H54V145H52ZM51 146V147H52ZM69 146V145H68ZM85 146V145H84ZM83 146V148H85ZM88 146V145H87ZM90 146V145H89ZM117 146V145H116ZM143 146V145H142ZM247 146V145H246ZM43 147H45V146H43ZM50 147V148H51ZM78 147V146H77ZM107 147L109 148V146L107 145ZM107 147H104L105 149H107ZM145 147V146H144ZM65 148V147H64ZM66 148H68L67 146H66ZM65 148V149H66ZM73 148V147H72ZM72 148H71V150H72ZM103 148V149H104ZM111 148V147H110ZM109 148V149H110ZM46 149V148H45ZM48 149V148H47ZM52 149H54V155L52 154V151L50 150V152H51V156H50V152H49V150H47L48 152H49V156H50V158L49 159H51V157L52 156H57V155H55L56 153H57V151L55 150V149H57L56 148V146L54 147V148H52ZM96 149V148H95ZM103 149H101V150H103ZM108 149V150H109ZM118 149V148H117ZM138 149V148H137ZM68 150H69V148H68ZM67 150V151H68ZM92 150V149H91ZM115 150V149H114ZM133 150H136V149H133ZM141 150V149H140ZM232 150H233V147H232ZM59 151H61V154H62V152H66V150L64 151H62L61 149L59 150ZM58 151V152H59ZM105 152H106V150H104ZM56 152V153H55ZM81 152V151H80ZM98 152V151H97ZM111 152V151H110ZM254 152V151H253ZM82 153V152H81ZM103 153V152H102ZM114 153H116V152H114ZM232 153V152H231ZM98 154V153H97ZM104 154V153H103ZM106 154V153H105ZM134 154V153H133ZM139 154V153H138ZM137 154V155H138ZM143 154V153H142ZM233 154H235V152L233 153ZM101 155V154H100ZM99 155V156H100ZM130 156H132V152L129 154ZM140 155V154H139ZM147 155H149V153L147 154ZM232 155V154H231ZM48 156V157H49ZM59 156H60V153H59ZM64 156V155H63ZM69 156H70V153H69ZM68 156V157H69ZM78 156V155H77ZM252 156V155H251ZM103 158H105V156H102ZM133 157V156H132ZM59 158V157H58ZM64 158V157H63ZM65 158H66V156H65ZM101 158V157H100ZM102 158V159H103ZM112 158V157H111ZM151 158V157H150ZM231 158V157H230ZM54 159H55V157H54ZM79 159V158H78ZM124 159L125 158H123V159H121L122 161L121 162H118L117 161V166H114V168L116 167V172L117 173H121V170H122V172L123 173H121L118 177L116 176L117 175V173L116 174H114L117 178H119L120 176H122L124 173H126V171L124 170V166H123V161H124ZM131 159V158H130ZM128 160V161H131V160ZM133 159V158H132ZM139 159H140V157H139ZM237 159V158H236ZM56 160H58V159H56ZM59 160H60V158H59ZM65 160V159H64ZM63 160V161H64ZM97 160V159H96ZM96 160H95V162H96ZM100 160V159H99ZM111 161H112V159H110ZM109 160V161H110ZM116 160H118V159H116ZM116 160H114V161H116ZM135 160V159H134ZM147 160V159H146ZM258 160V159H257ZM51 161H53V160H51ZM61 161V160H60ZM68 161V160H67ZM90 161H91V159H90ZM101 161V160H100ZM113 161V162H114ZM58 162V161H57ZM56 162V163H57ZM126 162V161H125ZM136 161H133V163H135ZM258 162H259V160H258ZM261 162V161H260ZM53 164L52 165H55L56 163L55 162H52ZM55 163V164H54ZM94 163V162H93ZM116 163V162H115ZM115 163H113V165L115 164ZM119 163H122L121 165H122V169H120L121 168V166H119L120 164ZM218 162H216V164H217ZM32 164H35V165H38V166H36L35 167V165L33 166ZM60 164H62V161L60 162ZM78 164V163H77ZM127 164V163H126ZM221 164V163H220ZM75 165V164H74ZM109 166H110V164H108ZM215 165V164H214ZM31 166H32V168L33 167H35L34 169H33V171H32V169H31ZM57 166V165H56ZM77 166V165H76ZM95 166V165H94ZM105 166H106V164H105ZM104 166V167H105ZM134 166V165H133ZM244 166V165H243ZM49 167H51V166H49ZM55 167V166H54ZM58 167V166H57ZM103 167V168H104ZM118 167V168H117ZM135 167V166H134ZM223 167V166H222ZM245 167V166H244ZM61 168H63L62 166H61ZM60 168V169H61ZM110 168V167H109ZM131 168H133V167H131ZM27 169L29 170V171H27ZM58 169V168H57ZM67 169V168H66ZM112 171H109V173L108 174H110V172H112V173H115L114 172V170H113V166H112ZM118 169L120 170V171H118ZM125 169H126V167H125ZM148 169V168H147ZM251 169V168H250ZM249 169V170H250ZM40 170H42V169H40ZM98 170V169H97ZM101 170H102V172H103V169L101 168ZM107 170V169H106ZM124 170V171H123ZM218 170V169H217ZM61 171V170H60ZM60 171L58 172L59 174H60ZM71 171V170H70ZM77 171H75V173H76ZM95 172H96V170H95ZM94 172V173H95ZM100 172V171H99ZM101 172V173H102ZM107 172V171H106ZM137 172V171H136ZM210 172V171H209ZM249 172H251V171H249ZM29 173V174H28ZM39 174H40V172H38ZM53 173V174H52ZM57 173V172H56ZM57 173V174H58ZM62 173H63V171H62ZM78 173V172H77ZM212 173V172H211ZM31 174H34V173H31ZM36 174H37V171H36ZM37 175V176H40V175ZM41 174H43V173H41ZM85 174V173H84ZM91 174V173H90ZM139 174V173H138ZM137 174V175H138ZM237 174V173H236ZM242 174V173H241ZM46 175H48V173L46 174ZM50 175H52L51 177H50ZM76 175V174H75ZM80 175V174H79ZM81 175H83V174H81ZM101 175H104V173L103 174H101ZM100 175V176H101ZM88 176V175H87ZM99 176V175H98ZM134 176V175H133ZM139 176V175H138ZM138 176H137V179H138ZM140 176H141V174H140ZM161 176V175H160ZM68 177V176H67ZM76 177V176H75ZM104 177H105V175H104ZM109 177V176H108ZM129 177V176H128ZM132 177V176H131ZM237 177V176H236ZM60 178V177H59ZM82 178V177H81ZM102 178H103V176L101 177V180H102ZM114 176H113V180H114ZM121 179L123 178V177H120ZM133 178V177H132ZM135 178V177H134ZM230 178V177H229ZM232 178V177H231ZM60 179H62V178H60ZM78 179V178H77ZM86 179V178H85ZM84 179V180H85ZM92 179H94V178H92ZM97 179V178H96ZM96 179H94V180H96ZM106 179H108L109 180V178H106L105 177V179L103 180L104 181V183L106 182L107 183V180ZM116 179V178H115ZM136 179V180H137ZM140 179V178H139ZM163 179V178H162ZM240 179V178H239ZM49 180V181H48ZM83 180V179H82ZM81 180V181H82ZM100 180V181H101ZM113 180H110L109 182V184H111L112 182H114ZM120 180V179H119ZM132 180V179H131ZM164 180V179H163ZM52 181H53V179H52ZM62 181V180H61ZM64 181V180H63ZM92 181V180H91ZM155 181V180H154ZM157 181V180H156ZM42 182V183H41ZM87 182V181H86ZM86 182H83L84 184H85V186H84V190H83V193H84V191H86L85 189H87V191L86 192H88V191H90V189H91V184L89 185L88 184V186H89V188H88V186L86 187V185H87V183ZM93 182V181H92ZM91 182V183H92ZM95 182V181H94ZM97 182V181H96ZM119 182V181H118ZM120 182H122V181H120ZM119 182V183H120ZM127 181H125V183H126ZM166 182V181H165ZM32 185H31V184ZM48 183L50 184V185H48ZM60 183V182H59ZM78 183H80L79 181H78ZM82 183V182H81ZM82 183V184H83ZM98 184H101V183H99V182H97ZM97 183H94V184H96L95 186H96V188H97V190H96V188H95V186H94V184H92V186H93V188L95 189H93L92 191L93 192H97V193H100V195H102L101 196V200H100V202L102 201V197L104 196V197H106V196H108V192H106V190L104 191V188H102L103 189V191H102V189L100 190V188L101 187H103V183H102V185H100V187L98 188L97 186H99V185H97ZM115 183H117V180L115 181ZM134 184L135 182L133 181V182H131V184ZM30 184V185H29ZM57 184V185H56ZM83 184V185H84ZM118 184V183H117ZM124 184V183H123ZM33 185V186H34ZM48 185V186H47ZM76 186H77V184H75ZM82 185V186H83ZM114 185V184H113ZM126 185V184H125ZM135 186L137 185V184H134ZM155 185H157V184H155L154 183V186ZM161 185L162 184H160L159 186V188L158 189H161ZM60 186V185H59ZM62 186V185H61ZM80 185H78V187H79ZM116 186V185H115ZM135 186H134V188H135ZM81 187V186H80ZM151 187V186H150ZM156 187V186H155ZM157 187H158V185H157ZM30 188H32V187H30ZM34 188H36V187H34ZM33 188V191L35 190ZM40 188V187H39ZM42 188H44V186L42 187ZM61 188V187H60ZM65 188V187H64ZM63 188V189H64ZM106 188H108V187H105V189ZM116 188H117V186H116ZM132 188H133V185H132ZM138 188V187H137ZM136 188V189H137ZM153 188V187H152ZM68 189V188H67ZM118 189V188H117ZM136 189H133V190H136ZM36 190H38V189H36ZM113 190V189H112ZM126 190V189H125ZM130 190H132V189H130ZM130 190H128V191H130ZM166 190H168V189H166ZM42 191H44V189L42 190ZM70 191V190H69ZM79 191V190H78ZM107 191H108V189H107ZM127 191V192H128ZM144 191V190H143ZM38 192V191H37ZM45 192V194L47 193V190L46 191H44ZM49 192V191H48ZM54 192V191H53ZM53 192H51V193H49L50 195H49V197L51 196V194H53ZM71 192V191H70ZM82 192V191H81ZM85 192V193H86ZM110 192H111V190H110ZM109 192V193H110ZM119 192V191H118ZM125 192V191H124ZM123 192V193H124ZM126 192V193H127ZM131 192V191H130ZM137 192H139L138 190H137ZM136 192V193H137ZM240 192V191H239ZM32 193V192H31ZM74 193V190H73V192L71 193V194H73ZM89 193V192H88ZM87 193V194H88ZM92 193V192H91ZM105 194V195H103V194ZM120 193H122L121 191L118 193L119 194V196L121 195ZM129 193V192H128ZM132 193V192H131ZM142 193L143 192H141V194L140 195H142ZM29 194V193H28ZM39 194H40V189H39ZM38 194V195H39ZM42 194V193H41ZM41 194L38 196V197H41ZM112 194V195H111ZM114 194H115V192H114ZM114 194L113 193H110L109 194V196L111 195V197H109L110 199H112V197H114ZM242 194V193H241ZM43 195V194H42ZM90 195V194H89ZM99 195V196H100ZM116 196H118L117 194H115ZM124 195L125 194H123V198H125L124 197ZM134 195V194H133ZM137 195H138V193H137ZM215 195V194H214ZM248 195V194H247ZM250 195V194H249ZM37 196V195H36ZM47 196L48 195H44V196H42L40 199L42 200V199H44L43 197H45L46 198V201H47ZM71 196V195H70ZM78 196H80V195H78ZM98 196V195H97ZM126 196V195H125ZM128 196H129V194H128ZM34 197V195L32 196V198ZM48 197V198H49ZM81 197V196H80ZM86 197V196H85ZM121 197V198H122ZM130 197V196H129ZM129 197H126L125 198V200L124 199H120L121 201H126V200H129V199H127V198H129ZM139 197V195L137 196V198ZM144 197V196H143ZM193 197V196H192ZM226 197H228L227 195H226ZM249 197V196H248ZM251 197V196H250ZM249 197V198H250ZM79 198V197H78ZM97 198V197H96ZM108 198V197H107ZM140 198V197H139ZM138 198V200H140ZM142 198V197H141ZM181 198V197H180ZM210 198V197H209ZM17 199H20V200H18L17 201ZM25 199V200H24ZM34 199V198H33ZM39 199V198H38ZM39 199V200H40ZM88 199V197L86 198V199H83V201H85V200H87ZM93 199V198H92ZM109 199V200H110ZM116 199H118L117 197H116ZM145 199H147V198H145ZM190 199H192V198H190ZM229 199V198H228ZM22 200V201H21ZM52 200V199H51ZM56 200V199H55ZM76 200H78V201H82L81 199L79 200V199H76ZM90 200H91V198H90ZM98 200V199H97ZM104 200V199H103ZM115 200V199H114ZM113 200V201H114ZM120 200H118V201H120ZM142 200V199H141ZM141 200L139 201V202H141ZM149 199H147V201H148ZM153 200V199H152ZM160 200H161V198H160ZM21 201V202H20ZM34 201V200H33ZM32 201V202H33ZM43 201V200H42ZM41 201V202H42ZM73 201V200H72ZM71 201V202H72ZM94 201V200H93ZM105 201H107V199L105 200ZM116 201V203L117 204H119L120 202H117V200H115ZM114 201V202H115ZM133 201V200H132ZM145 201V200H144ZM154 201V200H153ZM180 201V200H179ZM211 201V200H210ZM228 201V200H227ZM59 202V201H58ZM67 202V201H66ZM69 202V201H68ZM76 202V201H75ZM112 202V201H111ZM110 202V203H111ZM114 202H112V204L114 203ZM134 203H135V201H133ZM149 202H151L152 203V201H151V199H150V201ZM170 202V201H169ZM173 202V201H172ZM17 203H19L20 204V207H16V204ZM26 203H29L28 205L26 204ZM47 203V202H46ZM50 203V202H49ZM48 203V204H49ZM53 203H54V201H53ZM52 203V204H53ZM74 203V202H73ZM72 203V204H73ZM82 203V202H81ZM86 203V202H85ZM85 203H83V204H85ZM123 202H121L119 205H116L115 203H114V205H113V207H111L110 205V207L111 208H113V210H116L115 208V206H118V207H120L121 206V204H122ZM130 203V202H129ZM128 203V201H127V204H126V208H128V205L130 206V204ZM147 203V202H146ZM168 203V202H167ZM229 203V202H228ZM44 204H45V202H44ZM48 204H47V206H45L46 208H45V211L47 210V207H48ZM80 204V203H79ZM108 204V201H107V203H106V205ZM136 204V203H135ZM144 204V203H143ZM164 204V203H163ZM169 204V203H168ZM190 204V203H189ZM205 204V203H204ZM210 204V203H209ZM223 204H224V202H223ZM39 205H43V204H39ZM74 205V204H73ZM76 205L78 206V204L76 203ZM81 205V204H80ZM88 205V204H87ZM85 206V207H83L82 205H81V208H84V210L83 211H85V208L86 207H89V206ZM104 205V204H103ZM137 206H138V204H136ZM155 205V208H156V204H154ZM158 205L160 206V204L158 203ZM173 205V204H172ZM206 205V204H205ZM204 205V206H205ZM225 205V204H224ZM33 206V207H32ZM35 206V207H34ZM71 206V205H70ZM108 206V207H109ZM124 206H125V204H124ZM131 206L133 207V205L131 204ZM144 206V205H143ZM162 206V205H161ZM166 206H168V205H166ZM229 206V205H228ZM44 207V206H43ZM108 207H107V209H108ZM131 207V208H132ZM136 207V206H135ZM152 207V206H151ZM176 207V206H175ZM207 207V206H206ZM225 207V206H224ZM223 207V208H224ZM19 208H21V210L23 211V213L24 212H26L27 213V215L24 217V214H23V216L20 214L21 213V210L19 209ZM38 206L36 207V210H38ZM42 208V207H41ZM41 208H39L40 210H41ZM76 208V207H75ZM80 208V209H81ZM109 209V211H104V212H102V210H101V213H103L102 215H107V213L110 215L111 213H114V212H116V213H118V210H116V211H113L112 209ZM134 208V207H133ZM139 208H140V206H139ZM139 208H137L138 210H140ZM146 208V207H145ZM144 208V209H145ZM148 208V207H147ZM155 208H154V206H153V209L151 210V211H156L155 210ZM159 208H161V207H159ZM164 208V207H163ZM226 208V207H225ZM228 208V207H227ZM33 209V210H32ZM53 209V208H52ZM73 208H72V206H71V210H72ZM87 209V208H86ZM89 209V208H88ZM91 209V208H90ZM93 209V208H92ZM91 209V210H92ZM99 209V208H98ZM101 209H102V207H101ZM105 209H106V207H105ZM149 209V208H148ZM148 209H147V212H148ZM151 209V208H150ZM157 209H158V206H157ZM167 209V208H166ZM205 209V208H204ZM208 209V208H207ZM43 210V209H42ZM60 210H61V208H60ZM59 209H58V211H60ZM68 210H70V209H68ZM76 210L77 209H75V211L74 212H76ZM78 210H79V208H78ZM90 210V211H91ZM103 210H104V206H103ZM111 210V211H110ZM143 210V209H142ZM146 210V209H145ZM161 210V209H160ZM177 210V209H176ZM179 210H181V209H179ZM49 211H51V208H50V210ZM54 211V210H53ZM83 211H81V212H83ZM88 212H89V210H87ZM87 211H86V215L88 214L87 213ZM92 211V212H93ZM120 211H122V209L120 210ZM170 210H168V212H169ZM172 211V210H171ZM174 211V210H173ZM34 212H36L35 214H37L38 216H39V214L37 213V211H34ZM34 212H32V214L34 213ZM43 212V211H42ZM52 212V211H51ZM56 212V211H55ZM72 212H73V210H72ZM111 212V213H110ZM125 212V211H124ZM140 212V211H139ZM144 212V211H143ZM150 212V211H149ZM159 212V211H158ZM157 211L155 212V213H158ZM177 212V211H176ZM221 212H223L222 214H224V210L223 211H221ZM220 212V213H221ZM54 213V212H53ZM77 214H78V212H76ZM146 213V212H145ZM152 213V212H151ZM150 213V214H151ZM163 212H161V214H162ZM203 213V212H202ZM210 213V212H209ZM40 214H42V213H40ZM43 214H45V213H43ZM51 214V213H50ZM71 214V213H70ZM70 214H69V216H70ZM81 214V213H80ZM83 214V215H82ZM80 216L83 218V216L85 215V213L83 212ZM142 214V213H141ZM161 214H160V217H162L161 216ZM164 214V213H163ZM162 214V215H163ZM170 214V213H169ZM169 214H167L166 213V215H169ZM172 214V213H171ZM231 214V213H230ZM53 215H55V214H53ZM52 215V216H53ZM59 215V214H58ZM68 215V214H67ZM105 215H104V217H105ZM123 215V214H122ZM156 215V214H155ZM165 214L163 215V216H166ZM204 215V214H203ZM227 215V214H226ZM32 216H34L35 217V215H32ZM32 216H29L30 218H34V217H32ZM38 216H36V218L35 219H37V217ZM43 216V215H42ZM41 216V217H42ZM66 217V218H68V220L71 218V216H72V214H71V216L70 217ZM77 216H79V214L77 215ZM77 216H76V218H77ZM114 216H115V213H114ZM113 216V217H114ZM124 216V215H123ZM147 216V215H146ZM148 216H150V215H148ZM170 216V215H169ZM168 216V218H170ZM223 216V215H222ZM228 216V215H227ZM227 216H225L224 217V220H225V218L227 217ZM22 217V218H21ZM28 217V218H29ZM55 217V216H54ZM53 217V218H54ZM80 217V218H81ZM97 217H98V215H97ZM99 217H101V215H99ZM98 217V218H99ZM103 217V218H104ZM108 217V216H107ZM110 217V216H109ZM113 217H110V218H112V220H113ZM151 217V216H150ZM153 217V216H152ZM156 217V216H155ZM158 217V216H157ZM198 217V216H197ZM229 217V216H228ZM24 218V219H23ZM27 218V217H26ZM63 218V217H62ZM73 218H75V217H72V220H74ZM172 218V217H171ZM184 218V217H183ZM39 219V218H38ZM37 219V220H38ZM44 219V220H45ZM57 219V218H56ZM97 219V218H96ZM102 219V218H101ZM100 218H99V220H101ZM105 219H106V222H107V224H109V223H111L112 224V222H109V220L105 217ZM174 219V218H173ZM218 219H219V217H218ZM222 219V218H221ZM26 220V219H25ZM41 220V219H40ZM59 220V219H58ZM91 220V219H90ZM95 220V219H94ZM167 220H169V219H167ZM172 220V219H171ZM193 220V219H192ZM27 221V220H26ZM27 221V222H28ZM36 220H33V222H35ZM49 221H46V223H48ZM89 221V220H88ZM110 221H111V219H110ZM157 222H159L158 220H156ZM165 220L163 219L161 222L163 223ZM228 222L229 220L227 219V220H225V222ZM248 221V220H247ZM39 222H41V221H39ZM74 222V221H73ZM76 222H78V221H76ZM94 222V221H93ZM109 222V223H108ZM135 222V221H134ZM166 223H168L167 221H165ZM224 222V221H223ZM26 223V222H25ZM32 223V222H31ZM56 223V222H55ZM86 223H87V221H86ZM95 224H98V223H96V220H95V222H94ZM100 223V222H99ZM117 223V222H116ZM32 224H34V223H32ZM107 224H103L104 225V227L105 226H107ZM120 224V223H119ZM174 224V223H173ZM206 224V223H205ZM214 224V223H213ZM218 224V223H217ZM219 224H221V223H219ZM50 225V224H49ZM82 226V228H80L81 226ZM86 225V226H85ZM99 225V224H98ZM101 225H102V221H101ZM100 225V226H101ZM110 225V224H109ZM117 225V224H116ZM123 225H126L125 223H123ZM178 225V224H177ZM233 225V224H232ZM246 225V224H245ZM35 226H36V224H35ZM34 226V227H35ZM61 226V225H60ZM60 226H59V228H60ZM63 226V225H62ZM75 226V227H74ZM80 226V227H79ZM95 225H92V227H94ZM97 226V225H96ZM127 226V225H126ZM169 226V225H168ZM189 226H191V223H190V225ZM221 227H222V225H220ZM49 227V226H48ZM57 227H58V224H57ZM103 227V228H104ZM113 227V226H112ZM117 227V226H116ZM153 227V226H152ZM165 227V226H164ZM203 227V226H202ZM245 227V226H244ZM38 228V227H37ZM38 228V229H39ZM54 228V229H53ZM83 228V229H84ZM96 228V227H95ZM94 228V229H95ZM108 228V227H107ZM106 228V229H107ZM150 228V227H149ZM155 228V227H154ZM170 228H171V226H170ZM194 228V227H193ZM212 228H213V226H212ZM31 229V228H30ZM51 229H53V230H51ZM83 229L81 230V232H83ZM89 229V228H88ZM88 229H86L87 231H90L91 230V228L88 230ZM93 229V228H92ZM100 229V228H99ZM111 230V228L109 227L108 228V230ZM113 229V228H112ZM117 229V228H116ZM131 229V228H130ZM182 229V228H181ZM210 229V228H209ZM239 229V228H238ZM34 230H36V229H34ZM33 230V231H34ZM50 230H51V233H50ZM69 230H71V231H69ZM85 230V231H86ZM107 230V231H108ZM167 230V229H166ZM174 230H176V229H174ZM27 231V230H26ZM31 231V230H30ZM40 231V230H39ZM38 230H37V232H39ZM57 231L60 233L59 235H56L55 233H57ZM69 231V232H68ZM101 231V229L99 230V232ZM112 231H114V229L112 230ZM198 231V230H197ZM250 231V230H249ZM252 231V230H251ZM250 231V232H251ZM254 231V230H253ZM29 232V231H28ZM65 232H68V233H66V234H64ZM80 232V231H79ZM91 232V231H90ZM93 232H96V231H94L93 230ZM99 232L97 231V233L99 234ZM102 232V231H101ZM110 232V231H109ZM36 233V232H35ZM86 234H87V232H85ZM84 233V234H85ZM89 233V232H88ZM104 233V232H103ZM108 233V232H107ZM112 233H115V232H112ZM58 234V233H57ZM78 234V233H77ZM95 234V233H94ZM104 234H106V233H104ZM116 235H117V232L115 233ZM150 234V233H149ZM200 234V233H199ZM50 235V236H49ZM68 235H70L69 237H68ZM92 235H93V233H92ZM102 235V234H101ZM187 235V234H186ZM31 236V237H30ZM61 236V237H60ZM63 236V237H62ZM90 235H87V237L89 238V239H91V237H89ZM94 236V235H93ZM103 236V235H102ZM106 236V235H105ZM108 236V235H107ZM111 236V235H110ZM120 237H121V235H119ZM174 236V235H173ZM172 236V237H173ZM188 236V235H187ZM186 236V237H187ZM190 236V235H189ZM194 236V235H193ZM24 237V238H23ZM44 237V236H43ZM68 239V240H66V238ZM70 237H72V238H70ZM74 237H76V235H74ZM78 237V236H77ZM80 237H81V235H80ZM94 237H97V238H99L100 239V237L99 236H94ZM113 237V236H112ZM119 237V238H120ZM197 237H199V236H197ZM29 239V240H27L26 242H29L30 241V239H31V241L29 242V243H31L32 242V244H30V246H28V244L26 245V246H24V247H26V249H27V251L26 252H28V254L25 252V248H24V250H22L23 248H21V244H22V242L25 240V239ZM79 238V237H78ZM84 238H85V236H84ZM83 238V240L82 241H84L85 239ZM88 238H86V240L88 239ZM93 238V237H92ZM105 238V237H104ZM109 238V237H108ZM114 238V237H113ZM119 238H117V239H119ZM125 238V237H124ZM181 238V237H180ZM74 239V238H73ZM72 239V240H73ZM102 239V238H101ZM110 239V238H109ZM115 239H116V237H115ZM132 239V238H131ZM155 239V238H154ZM176 239V238H175ZM179 239V238H178ZM191 239H192V237H191ZM71 240V241H72ZM77 240V239H76ZM76 240H73V242L72 243H74ZM94 240V239H93ZM112 240V239H111ZM110 240V241H111ZM121 239H119L118 241H120ZM250 240V239H249ZM38 241V242H37ZM67 243H66V242ZM88 241H90V240H88ZM88 241H85V242H83L86 246H87V243H88ZM95 241H97L98 242V239L96 240L95 239ZM101 241V240H100ZM123 241H126V239L125 240H123ZM130 241V240H129ZM173 241V240H172ZM183 241V240H182ZM61 242H63V243H61ZM64 242H65V244H64ZM77 242V241H76ZM75 242V243H76ZM79 242H80V240H79ZM78 242V243H79ZM107 241L105 240V242H99L100 244L101 243H103V247H104V243H106ZM112 242V241H111ZM127 242V241H126ZM159 242V241H158ZM184 242V241H183ZM37 243H41V244H37ZM83 243L81 244L82 246H83ZM90 243V248L88 247H86L87 248V250L88 251H90V252H92L93 250H91V248H92V246L96 243H94L93 245L91 244V241L89 242ZM92 243H93V241H92ZM110 243V242H109ZM125 243V242H124ZM151 243V242H150ZM167 243V242H166ZM165 243V244H166ZM172 243V242H171ZM180 243V242H179ZM24 244H25V242H24ZM62 244H63V247H62ZM100 244H98V246L100 245ZM130 244V243H129ZM157 244V243H156ZM169 244V243H168ZM199 244V243H198ZM33 245V246H32ZM36 245V248L34 247ZM37 245H38V248H39V246H40V248L38 249L37 248ZM42 245V246H41ZM68 248H66V250H68V251H66L65 249H64V247L65 246ZM75 245V244H74ZM77 245V244H76ZM80 245V244H79ZM102 245V244H101ZM119 245V244H118ZM139 245V244H138ZM142 245H144V244H142ZM32 246V248L30 249V247ZM81 246V247H82ZM96 245H94L93 247H95ZM124 246V245H123ZM129 246H132V245H129ZM149 246L150 245H148V248H149ZM152 247H153V245H151ZM158 246V245H157ZM246 246V245H245ZM28 247H29V249H28ZM34 247V248H33ZM81 247H79L80 248V251H81ZM84 247V246H83ZM83 247H82V249H83ZM163 247V246H162ZM183 247V246H182ZM105 248V247H104ZM103 248V249H104ZM114 248V247H113ZM148 248H147V250H148ZM191 248V247H190ZM207 248V247H206ZM239 248V247H238ZM18 249H21L20 251H18ZM34 249V252H35V249H37L36 250V252L37 251H39L40 252V256H39V252H37L35 255H34V252L32 251ZM74 249H75V251H74ZM78 249V248H77ZM85 249V248H84ZM90 249V250H89ZM93 249V248H92ZM96 249H97V251H99V248H97L96 247ZM95 249V250H96ZM108 251L110 250V252H111V249H109L108 247L106 248ZM139 249V248H138ZM146 249V248H145ZM155 249H157V248H155ZM236 250H238L237 248H235ZM28 250H30V252H32V254H29L30 252L28 251ZM100 250H101V247H100ZM106 250V251H107ZM115 250H117L116 251V254L118 253V249H112V252L114 251L115 252ZM124 250V249H123ZM123 250H121V251H123ZM184 250V249H183ZM17 251V252H16ZM88 251H86L87 252V254H88ZM103 251V250H102ZM120 251V252H121ZM125 251V250H124ZM150 251V250H149ZM152 251V250H151ZM159 251V250H158ZM94 253H96V251H93ZM127 252V251H126ZM129 252V251H128ZM146 252H148V251H146ZM177 252V251H176ZM14 253H15V255H14ZM81 253V252H80ZM94 253H93V256H94ZM97 253H99V257L100 258H98L99 259V262H97L98 264L100 263V259L101 260H103V262H104V259H102V257H105L104 255H102V253H101V251L100 252H97ZM96 253V254H97ZM125 253V252H124ZM135 253V252H134ZM150 253H153V252H150ZM209 253V252H208ZM25 254H27L26 256H24ZM69 254V253H68ZM74 254V253H73ZM76 254H78V253H76ZM82 254V253H81ZM85 254V253H84ZM86 254V255H87ZM90 254V253H89ZM123 254V253H122ZM149 254V253H148ZM155 254V253H154ZM188 254V253H187ZM14 255V256H13ZM31 255V257H32V259L29 257ZM33 255V256H32ZM38 255V256H37ZM102 255V256H101ZM118 255H120L119 253H118ZM117 255V257L115 256L114 257V259L112 258V260H113V264H115V262H114V260H115V258H116V260L118 259L119 261H116V262H118V264H121V263H119L120 262V256H118ZM126 255H129L128 257L129 258H131L132 256L134 257V255H132L131 256V254H126ZM145 255V254H144ZM20 256H22V257H20ZM23 256H24V258H23ZM75 256V255H74ZM92 256V257H93ZM147 256V255H146ZM86 257V256H85ZM85 257H83L84 259H85ZM88 257V259L89 260H91V256L89 255V256H87ZM107 257H109V256H107ZM113 257V256H112ZM121 257H122V255H121ZM123 257H124V255H123ZM126 257V256H125ZM124 257V258H125ZM132 257V258H133ZM138 257V256H137ZM141 257V256H140ZM171 257V256H170ZM194 257V256H193ZM203 257V256H202ZM16 258V257H15ZM29 260H27V259ZM74 258H76V257H74ZM81 259L80 261H79V259ZM111 258V257H110ZM129 258L127 259L128 261H129ZM142 258V257H141ZM141 258H140V261H141ZM146 258V257H145ZM151 258V257H150ZM167 258H169V257H167ZM19 259V260H20ZM83 259V262L85 263V261L87 260V258H86V260H84ZM93 260H94V258H92ZM108 261H109V259L108 258H106ZM105 259V260H106ZM147 259V258H146ZM146 259H144V260H146ZM166 259V258H165ZM170 259V258H169ZM171 259H173V257L171 258ZM170 259V260H171ZM179 259V258H178ZM11 261H12V259H10ZM70 260V261H69ZM76 260V259H75ZM89 260H87L86 262H89V264H90V261ZM92 260V261H93ZM97 259L95 258V261H96ZM112 260H111V264H112ZM122 260V262H124V259L122 258L121 259ZM132 260V259H131ZM133 260H135V259H133ZM132 260V262H130V263H132L133 264V261ZM14 262V264L16 263V264H19L18 262H21V261H18V262H16L17 260H13ZM95 261H94V263H95ZM146 261H148L149 262V260H146ZM150 261H151V259H150ZM157 261V260H156ZM162 261V260H161ZM165 261V260H164ZM166 261H168L167 259H166ZM166 261H165V264H166ZM174 261V260H173ZM172 260H171V263L173 262ZM186 261V260H185ZM217 261V260H216ZM70 262H72V263H70ZM82 262V261H81ZM81 262H80V264H81ZM110 262V261H109ZM135 262H137V261H135ZM134 262V263H135ZM142 262H144L143 260H142ZM147 262V263H148ZM159 262V261H158ZM176 263H177V261H175ZM180 262V261H179ZM183 263H185L184 261H182ZM97 263H95V264H97ZM105 263H107V264H110V263H108V262H105ZM105 263H103V264H105ZM128 263V262H127ZM127 263H125V264H127ZM138 263V262H137ZM153 263V262H152ZM151 263V264H152ZM161 263V262H160ZM215 263V262H214ZM9 264H12V262L10 263L9 262ZM21 264V263H20ZM83 264V263H82ZM93 264V263H92ZM123 264V263H122ZM143 264V263H142ZM159 264V263H158ZM168 264V263H167ZM175 264V263H174ZM179 264V263H178ZM241 264V263H240Z\"/></svg>", "mask_w": 264, "mask_h": 264}]
</instances>
